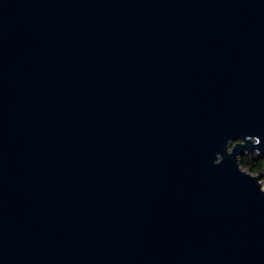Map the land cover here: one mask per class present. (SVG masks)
Masks as SVG:
<instances>
[{
  "label": "water",
  "instance_id": "obj_1",
  "mask_svg": "<svg viewBox=\"0 0 264 264\" xmlns=\"http://www.w3.org/2000/svg\"><path fill=\"white\" fill-rule=\"evenodd\" d=\"M264 0H0V264H264Z\"/></svg>",
  "mask_w": 264,
  "mask_h": 264
},
{
  "label": "trees",
  "instance_id": "obj_2",
  "mask_svg": "<svg viewBox=\"0 0 264 264\" xmlns=\"http://www.w3.org/2000/svg\"><path fill=\"white\" fill-rule=\"evenodd\" d=\"M240 165L243 169L253 173L260 174L264 170V159L257 154H245L239 158Z\"/></svg>",
  "mask_w": 264,
  "mask_h": 264
},
{
  "label": "rangeland",
  "instance_id": "obj_3",
  "mask_svg": "<svg viewBox=\"0 0 264 264\" xmlns=\"http://www.w3.org/2000/svg\"><path fill=\"white\" fill-rule=\"evenodd\" d=\"M264 172V170H263ZM261 184H262V187L264 188V176L261 178Z\"/></svg>",
  "mask_w": 264,
  "mask_h": 264
}]
</instances>
